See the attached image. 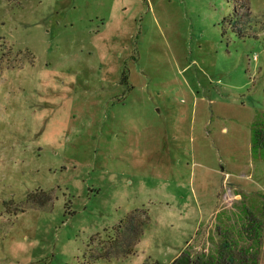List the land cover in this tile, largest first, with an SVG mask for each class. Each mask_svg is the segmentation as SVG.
I'll return each instance as SVG.
<instances>
[{"label": "rangeland", "instance_id": "rangeland-1", "mask_svg": "<svg viewBox=\"0 0 264 264\" xmlns=\"http://www.w3.org/2000/svg\"><path fill=\"white\" fill-rule=\"evenodd\" d=\"M261 245L264 0H0V264Z\"/></svg>", "mask_w": 264, "mask_h": 264}, {"label": "crops", "instance_id": "crops-1", "mask_svg": "<svg viewBox=\"0 0 264 264\" xmlns=\"http://www.w3.org/2000/svg\"><path fill=\"white\" fill-rule=\"evenodd\" d=\"M218 211H219V210H216V211L214 212V214H217ZM213 216H214V215H213ZM227 246H228L227 241H224V242H223V247L228 248ZM263 247H264V245H261V246H260L261 249H262ZM224 250H225V249H224ZM227 252H228V251H227ZM230 261H231V262L233 261V263H234V260H233V258H231V257H230ZM229 263H230V262H229ZM213 264H214V263H213ZM216 264H217V263H216ZM241 264H242V263H241Z\"/></svg>", "mask_w": 264, "mask_h": 264}, {"label": "trees", "instance_id": "trees-1", "mask_svg": "<svg viewBox=\"0 0 264 264\" xmlns=\"http://www.w3.org/2000/svg\"><path fill=\"white\" fill-rule=\"evenodd\" d=\"M194 264V263H193Z\"/></svg>", "mask_w": 264, "mask_h": 264}]
</instances>
